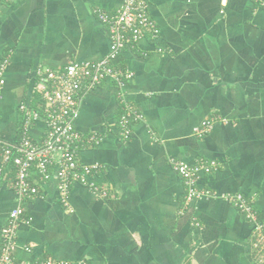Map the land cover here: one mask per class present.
I'll use <instances>...</instances> for the list:
<instances>
[{
    "label": "crops",
    "instance_id": "crops-1",
    "mask_svg": "<svg viewBox=\"0 0 264 264\" xmlns=\"http://www.w3.org/2000/svg\"><path fill=\"white\" fill-rule=\"evenodd\" d=\"M159 34L124 48L114 66L132 72L125 88L105 80L83 97L75 127L100 141L80 153L100 163L103 196L72 186L71 208L58 181H42L20 200L15 166L0 159V243L10 211L21 206L14 255L17 264L48 257L69 264H264L255 223L225 195L242 193L264 223V6L259 0H148ZM121 0H5L0 4V61L10 53L0 100V136L17 143L22 104L40 109L38 67L99 60L110 52L109 29L98 10ZM142 119L129 139L118 128L123 101ZM218 117L205 137L194 127ZM45 119L31 137L40 142ZM215 161L200 189L212 197L186 200L173 161ZM51 172L55 167H50ZM262 245V244H261Z\"/></svg>",
    "mask_w": 264,
    "mask_h": 264
},
{
    "label": "built area",
    "instance_id": "built-area-1",
    "mask_svg": "<svg viewBox=\"0 0 264 264\" xmlns=\"http://www.w3.org/2000/svg\"><path fill=\"white\" fill-rule=\"evenodd\" d=\"M5 0H0V4ZM229 0H221V13ZM264 6V0H259ZM148 0H121L120 6L114 11L98 10L99 19L108 26L110 36V52L99 60H72L61 68L38 67V86L44 104L40 109H33L22 104L23 123L20 139L17 143L4 142L0 136V159L11 162L15 166V190L20 200L33 197L38 193V186L31 182V173L35 172L42 181L55 178L58 181L60 198L65 206H70V193L76 183L88 186L103 196L107 190L101 189L97 181L102 165L100 163H84L80 158L83 147L89 143H98L101 137L96 132L83 135L75 127L80 107L85 94L99 86L102 82L112 79L119 89L125 88L126 80L133 76L132 72L124 71L114 66L113 62L124 48L138 45L145 34L152 37L159 34L158 27L151 17ZM10 53L0 61V100L6 83L5 72L10 62ZM123 101V100H122ZM45 119L47 133L44 139L36 142L31 137L33 124ZM142 119L141 112L131 103L123 101L122 113L118 128L121 136L129 139L132 136L133 125ZM226 122L218 117L205 119L194 127L193 133L203 138L210 133L217 121ZM55 167L51 172L50 167ZM174 169L182 177L188 202L212 197L211 189L198 187V181L203 173H211L217 169L215 161L188 164L183 161H173ZM245 217L255 223V231L259 237L256 245L264 249V223L258 221V214L252 201L242 193L225 195ZM24 208H13L6 225L1 232L0 264H17L14 248L17 242L19 223L24 215ZM262 244V245H261ZM32 264H69L65 260L48 257Z\"/></svg>",
    "mask_w": 264,
    "mask_h": 264
},
{
    "label": "trees",
    "instance_id": "trees-1",
    "mask_svg": "<svg viewBox=\"0 0 264 264\" xmlns=\"http://www.w3.org/2000/svg\"><path fill=\"white\" fill-rule=\"evenodd\" d=\"M41 99H42V95H41ZM40 106L42 107L43 104H44V100L42 99L40 102H39Z\"/></svg>",
    "mask_w": 264,
    "mask_h": 264
}]
</instances>
